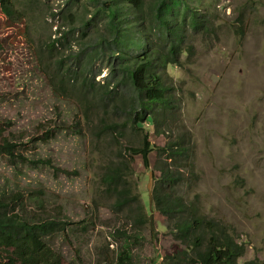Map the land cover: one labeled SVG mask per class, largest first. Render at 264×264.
<instances>
[{"label": "rangeland", "instance_id": "rangeland-1", "mask_svg": "<svg viewBox=\"0 0 264 264\" xmlns=\"http://www.w3.org/2000/svg\"><path fill=\"white\" fill-rule=\"evenodd\" d=\"M182 1L200 25L189 30L184 44L193 47L194 56L188 60L184 53L182 65L167 67L176 87V109L167 136L151 143L184 137L196 172L188 176L187 194H196L209 216L236 227L245 244L237 264H264V0ZM12 2V15L0 7V130L16 143L18 153L50 164L32 168L0 158V218L8 205L1 197L10 200L16 194L24 197L29 213L44 208L60 220L42 249L51 248L64 264H108L124 248L133 264H167L175 243L173 222L155 208L165 158L159 159L155 148L147 167L139 156L133 158L117 185L131 201L117 208L103 184L106 165L130 159L124 148L141 147L146 124L125 125L124 113H115L93 91L83 92L81 78L68 79L60 69L61 63H70L71 49L51 47L60 25H67L66 31L82 29L78 20L95 2ZM185 13L176 1H167L164 14L173 22ZM70 15L77 19L71 26ZM101 19L86 42L94 41L95 48L107 25ZM69 37L76 39L73 53L85 57L80 32ZM107 63L98 56L94 72H103L97 81L107 74ZM147 108L142 104L136 112ZM74 124H80V134ZM44 132L53 133L49 140L30 144ZM177 168L188 172L184 162ZM0 239L8 245L1 233ZM202 244L193 247V256ZM21 250L25 259L27 250ZM0 264H5L4 253Z\"/></svg>", "mask_w": 264, "mask_h": 264}, {"label": "trees", "instance_id": "trees-1", "mask_svg": "<svg viewBox=\"0 0 264 264\" xmlns=\"http://www.w3.org/2000/svg\"><path fill=\"white\" fill-rule=\"evenodd\" d=\"M92 1L95 2L93 10L85 11L78 20L82 29L71 26L77 23V19L70 15V31L64 29L67 25H60L62 30H56L59 36L52 39L51 47L56 50V43H59L61 47L68 46L71 49L68 59L70 63H61L60 69L68 79L72 78L77 82L80 77L83 92L93 91L97 98L103 99L106 106L111 105L115 113H124L125 125L132 124L134 127L142 122L146 124L142 129L144 135L141 147L124 148L130 159L117 165L111 164V161L107 163L103 177L106 191L115 197V204L119 209L131 201L126 198L127 192L118 189L117 185L135 156H139L147 167L148 153L155 148L159 159L164 157L166 160L165 168L161 169V186L155 208L167 220L173 222L171 234L175 240V243L171 244L172 251L166 254L167 264H185L190 262V259H193L192 264H237L239 256L245 251L244 246L236 241L234 226L209 216L198 196L187 194L186 189L191 184L188 176H193L196 172L195 161L187 154L184 137L175 134L163 145L151 143L153 139L167 136L171 114L176 109V87L168 77L167 67L182 65L181 57L184 53L188 54V60L194 56L193 47H184V44L189 30H196L200 26L196 14L182 0ZM167 1H176L179 7H184L186 13L181 20L174 17L173 22L171 17L165 16ZM73 2L78 3V0ZM0 7L5 15H12L14 11L12 0H0ZM101 17L106 20L107 25L95 48L94 41L86 42L89 32L102 21ZM73 31L80 32L85 57L73 53L71 47L76 39L69 37ZM111 41L114 42L113 46ZM98 56H104L108 62L107 74L101 81L96 78L102 75V69L97 74L94 72ZM142 104L148 108L140 114L136 110ZM73 129L80 134V124H74ZM52 134L44 132L35 135L30 144L37 146L41 142L44 143ZM121 136L119 133V137ZM0 142V158H3L6 164L32 168L50 164L49 160L18 153L16 143L1 130ZM25 146L26 144L22 145ZM177 162H184L188 172L179 170ZM179 188L183 189L181 193H178ZM4 198L2 196L1 200L8 205L4 207L5 217L0 218V233L8 245L0 239V255L4 253L5 264H21L22 261L27 264H64L61 257L51 248L42 249L49 231L54 229L60 220L53 214H45L44 208L29 213L25 210L23 196L15 194L14 200ZM118 233L117 231L116 235ZM200 242L204 244L199 246L198 254L193 256L192 253H196L193 247ZM23 247L27 250L25 259L21 250ZM10 248H14V253L7 252ZM108 264L133 262L131 255L124 248L118 251L116 257Z\"/></svg>", "mask_w": 264, "mask_h": 264}, {"label": "clouds", "instance_id": "clouds-1", "mask_svg": "<svg viewBox=\"0 0 264 264\" xmlns=\"http://www.w3.org/2000/svg\"><path fill=\"white\" fill-rule=\"evenodd\" d=\"M50 21H51V20H50ZM53 36H54V39H56L59 35L56 34V31H55V33L53 34ZM56 46H57V48H61V46L59 45V43H56ZM233 228H234V230H235L236 237H237L236 241H237L239 244L243 245L244 248H245V244L242 243V242L240 241V235H239V233H238L236 227H233ZM192 261H193V259H190L191 264H192Z\"/></svg>", "mask_w": 264, "mask_h": 264}, {"label": "water", "instance_id": "water-1", "mask_svg": "<svg viewBox=\"0 0 264 264\" xmlns=\"http://www.w3.org/2000/svg\"><path fill=\"white\" fill-rule=\"evenodd\" d=\"M153 174L154 173L152 171L149 173L150 183L148 184V190H150V187H151V182H152V179H153Z\"/></svg>", "mask_w": 264, "mask_h": 264}, {"label": "bare ground", "instance_id": "bare-ground-1", "mask_svg": "<svg viewBox=\"0 0 264 264\" xmlns=\"http://www.w3.org/2000/svg\"><path fill=\"white\" fill-rule=\"evenodd\" d=\"M91 50V49H90Z\"/></svg>", "mask_w": 264, "mask_h": 264}]
</instances>
